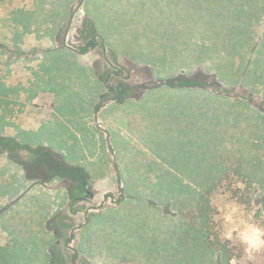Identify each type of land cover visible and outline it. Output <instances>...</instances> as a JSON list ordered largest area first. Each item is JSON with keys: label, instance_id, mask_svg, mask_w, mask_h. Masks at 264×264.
<instances>
[{"label": "rangeland", "instance_id": "obj_1", "mask_svg": "<svg viewBox=\"0 0 264 264\" xmlns=\"http://www.w3.org/2000/svg\"><path fill=\"white\" fill-rule=\"evenodd\" d=\"M81 3L0 5V132L26 148L55 151L62 169L51 179L56 170L31 165L26 151L0 156V249L10 253V264H45L44 243L48 249L52 237L44 227L72 202L66 188L78 181L68 163L77 158L96 197L76 206L97 205L106 191L117 197V184L125 193L107 216L117 222L98 218L80 233V249L101 264H221L183 207L190 206L199 182L207 185L217 172L225 176L210 199L212 230L233 241L230 264H264L257 215L264 211V189L255 182L264 176V0ZM93 35L97 44L86 54L62 49L66 44L82 51ZM107 60L124 70V78L108 83L124 86L120 99L107 91L101 97L91 78L95 71L104 82ZM202 85L212 93L197 94ZM47 89L55 92L54 105ZM95 99V108L103 103L98 123L112 145L96 134L87 142L88 132L80 129L95 124L92 115H81ZM78 130V139L69 142Z\"/></svg>", "mask_w": 264, "mask_h": 264}, {"label": "flooded vegetation", "instance_id": "obj_2", "mask_svg": "<svg viewBox=\"0 0 264 264\" xmlns=\"http://www.w3.org/2000/svg\"><path fill=\"white\" fill-rule=\"evenodd\" d=\"M72 16L70 18L71 21ZM71 21H69L68 27L70 26ZM95 37L96 36L93 35L91 39H89L87 45L82 51H78L76 49L68 47L66 44L64 46L69 48L76 54L83 55L88 53L93 47H95V45L97 44V38ZM90 43H93L94 46H90ZM103 46L104 43L102 44V50ZM103 53L104 57H106V48L105 51L103 50ZM107 63L110 65L111 69L106 74L103 84L106 87V91L108 92L107 94H110L112 99H120V96L124 94V86L118 83L117 86L109 88L108 83L111 81V79H114L117 76H119L121 79L124 78V70L115 66L111 62H108V60ZM102 104L103 103H100V105L97 106V109L101 107ZM16 165L22 166L20 162L16 163ZM69 167L70 177L73 179V181H78L76 182L77 185L67 187V190H69L70 193L69 196L72 197V202L70 205L65 207L64 210H60L61 212L57 213L59 215H57L53 221L48 220L46 226L44 227L45 231L52 237V245L50 244V247L47 249L49 264H101L100 260H103L95 257L92 252H89V249H85L84 251L83 249H80V246H82V239L80 238V233L82 230L87 228L92 221H97L98 218H101L103 222H109L108 224H112V222L117 219V216H110L111 218L107 216L110 212L113 213L119 208V204H121L125 199V193L122 188L117 184V192L119 193L117 197H115L113 191H106L101 195L102 197L99 204L86 205L83 207L76 206V204L78 203L85 204L94 200V198L96 197V193L91 190L93 179L89 173H87L86 171L85 173L84 169L78 166ZM54 170L56 169L54 168ZM116 173L118 174V171H116ZM83 176L84 178H82ZM55 177H59L57 176L56 171L55 174L52 175L51 179ZM31 179H36L39 184H42L43 182L37 180L38 178H36V176ZM60 209H62V207ZM101 225L103 224L101 223ZM86 241L87 244L90 246V249H92V245L95 244V242H93L91 236H89ZM112 252L113 250L111 249V253Z\"/></svg>", "mask_w": 264, "mask_h": 264}, {"label": "trees", "instance_id": "obj_3", "mask_svg": "<svg viewBox=\"0 0 264 264\" xmlns=\"http://www.w3.org/2000/svg\"><path fill=\"white\" fill-rule=\"evenodd\" d=\"M5 0H0V5ZM90 46H94L93 43H90ZM196 83L187 81V82H181V85H187L192 86ZM204 86V85H203ZM3 85L0 83V90L2 89ZM33 95V94H32ZM33 97V96H31ZM26 151L28 154L27 160L31 165H35L37 167L38 165L41 167L44 165L46 168H55L57 172V176H62L60 172H62L61 166H59L58 162L56 161L55 155L57 157H61L59 154H57L55 151H51L50 153L45 152L41 147L39 148H26L22 146L14 137L4 136L0 132V156L6 155L8 153H11L12 151ZM55 153V155L53 154ZM54 155V156H53ZM7 160L10 162L16 164L19 161V159H13L11 157H7ZM22 164V163H21ZM23 165V164H22ZM260 163L258 164V166ZM259 169H264L262 165H260ZM220 173L216 176L215 179L209 182L207 185L204 182L201 183L198 187V191L195 192V195L192 197L189 207H187L188 203L184 204V208H189V212H187L190 217L189 219L197 225V230L199 231L200 238L204 243H206V246L208 248L213 249L214 252H216L220 257V263L221 264H230L232 259L234 258V252L235 248L233 246V241L227 240L224 238V236L220 235L218 232H214L212 230V222H211V211L213 210L210 199L211 196L215 193V190L219 184L223 180V177L225 176L224 172H217ZM261 175V174H260ZM33 177V176H32ZM260 177V178H259ZM259 179H256L255 182L261 187V189H264V176H259ZM257 215L260 217V223L259 227L261 231L263 232V241H264V211L257 212ZM7 227V226H6ZM8 228V227H7ZM10 254V253H9ZM7 252L4 253L3 249H0V264H6V260L8 259V263H11L10 256ZM8 255V256H7ZM8 257V258H7ZM14 257V256H13ZM12 259V258H11Z\"/></svg>", "mask_w": 264, "mask_h": 264}, {"label": "crops", "instance_id": "obj_4", "mask_svg": "<svg viewBox=\"0 0 264 264\" xmlns=\"http://www.w3.org/2000/svg\"><path fill=\"white\" fill-rule=\"evenodd\" d=\"M71 1H73V0H70V3H71ZM81 5H80V7L82 6L83 7V3H85V0H81ZM71 16H72V14H71ZM63 49V51H65V52H72V53H74L73 51H71L69 48H67V47H63L62 48ZM68 54V53H67ZM70 54V53H69ZM76 54V53H75ZM85 58V59H84ZM87 57H82V59H84V60H80V62L81 63H84V62H86V59ZM90 62V61H89ZM88 62V63H89ZM92 69H94V68H92ZM95 72V71H94ZM94 72H93V74H92V79L93 80H95L96 82H98L99 83V88H98V93H99V95H101V97L106 93V87L104 86V84L103 83H101L100 82V79L99 78H96L95 77V75H94ZM78 79H80V78H78ZM81 80V79H80ZM199 89H198V91H196L197 92V94H199V93H204V94H206V96H208L209 95V93H212V91L209 89V85H202L201 87H199V86H197ZM48 90V89H47ZM79 90H80V94H79V96H80V101H81V107L79 108V109H83V101H86V99H84V96L82 95V93L83 92H81V87L79 88ZM49 92H52L53 94H52V96H51V99H50V97L48 98V99H50L51 100V102H53V105H54V103H55V92L53 91V90H48V94H50ZM99 95H97V99H100L101 97H99L98 98V96ZM221 99H224V98H226L225 96L224 97H220ZM219 98V99H220ZM97 99H95V101H94V103H92V105H91V110H90V112H88V113H83L82 112V116L84 115V116H89V115H92V117H93V119H94V121H95V124L93 125V126H86L87 128H84L83 129V127H81L80 129H81V131L83 130V132L86 130L87 132H88V135H89V140L87 139V142H89V141H91L90 139H91V137H92V135H94V134H96V136H97V138H98V140H99V142H101L102 144H104V143H106L107 144V141L109 142V145H110V143H111V145H112V141H110V139H111V137L109 138V140H107L106 138L104 139V133H106L104 130H102V127H101V124L100 123H98V118H103L104 116L102 115V113L104 112L103 111V109H102V107H99L98 109L97 108H95V106H96V101H97ZM132 99V98H131ZM136 99H139V98H136ZM74 101H77V100H74ZM112 106H114V105H112ZM213 109V108H212ZM214 110V109H213ZM95 113H96V118H95ZM81 115H80V117H81ZM113 120L115 121V123H116V127L117 128H119L120 129V131L122 130V129H124L125 128V130H126V132H128L129 133V137H127V138H129V139H132V135L130 134V133H132V132H130L129 131V129L127 130L126 129V127H124L122 124H120V122L118 121V120H115L114 118H113ZM98 125V126H97ZM114 126V128H113V130L115 131V132H118L119 130L116 128ZM133 125H131V127H132ZM129 127V126H128ZM121 133H122V131H121ZM78 134H80V130H78L77 131V134H74L72 137H69V142H70V140H76V139H78ZM108 144H107V146H109ZM98 146V148L99 147H101V145H97ZM58 154V153H57ZM60 155V154H59ZM115 155V154H114ZM69 166H72V167H76V166H78V167H82V169H84V172L86 171L87 173H89V171L88 170H86L85 168H83V163L81 162V158H77L76 160H69ZM85 172V173H86ZM67 189V188H66ZM65 204H63L62 205V207L64 206ZM120 207V206H119ZM61 208V206H59V209ZM54 212V211H53ZM115 222H117V219L114 221V222H112V224L113 223H115ZM45 230V229H44ZM45 244V246H44V251H43V255L45 254L46 256H45V259H44V262H45V264H49V259H48V255H47V245H46V243H44Z\"/></svg>", "mask_w": 264, "mask_h": 264}, {"label": "water", "instance_id": "obj_5", "mask_svg": "<svg viewBox=\"0 0 264 264\" xmlns=\"http://www.w3.org/2000/svg\"><path fill=\"white\" fill-rule=\"evenodd\" d=\"M79 6H80V4H79ZM79 6H78V8H79ZM70 21H71V19H70ZM65 37H66V35H65ZM103 50L105 51V47L103 46ZM95 118H96V113H95ZM98 126V125H97ZM107 144L109 145V142L107 141ZM111 154L112 155H114V151H113V149L111 148ZM114 165L116 166L117 164H116V161H114ZM119 175V174H118ZM118 179H119V181H120V176H118ZM119 186H120V184H119Z\"/></svg>", "mask_w": 264, "mask_h": 264}, {"label": "clouds", "instance_id": "obj_6", "mask_svg": "<svg viewBox=\"0 0 264 264\" xmlns=\"http://www.w3.org/2000/svg\"><path fill=\"white\" fill-rule=\"evenodd\" d=\"M254 237H255V234H254ZM245 239L247 240V237H245ZM256 243L259 244L258 238L256 239Z\"/></svg>", "mask_w": 264, "mask_h": 264}]
</instances>
